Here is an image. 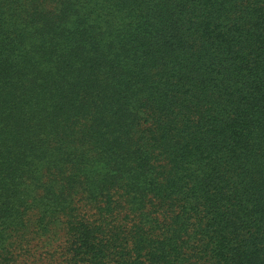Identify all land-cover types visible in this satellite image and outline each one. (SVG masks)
Returning <instances> with one entry per match:
<instances>
[{
	"label": "trees",
	"instance_id": "trees-1",
	"mask_svg": "<svg viewBox=\"0 0 264 264\" xmlns=\"http://www.w3.org/2000/svg\"><path fill=\"white\" fill-rule=\"evenodd\" d=\"M0 264H264V0H0Z\"/></svg>",
	"mask_w": 264,
	"mask_h": 264
}]
</instances>
